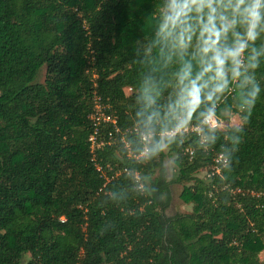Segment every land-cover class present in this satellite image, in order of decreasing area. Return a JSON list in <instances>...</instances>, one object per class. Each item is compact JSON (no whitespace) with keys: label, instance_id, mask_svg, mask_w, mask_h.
Returning <instances> with one entry per match:
<instances>
[{"label":"trees","instance_id":"obj_1","mask_svg":"<svg viewBox=\"0 0 264 264\" xmlns=\"http://www.w3.org/2000/svg\"><path fill=\"white\" fill-rule=\"evenodd\" d=\"M153 8L154 0H0V264H264V93L247 122L232 113L242 143L220 174L199 177L222 139L199 152L189 136L142 166L150 197L106 198L127 184L128 161L113 155L116 143L93 160V97L123 130L133 49ZM167 155L176 156L172 180ZM173 185L191 214L166 215Z\"/></svg>","mask_w":264,"mask_h":264},{"label":"clouds","instance_id":"obj_2","mask_svg":"<svg viewBox=\"0 0 264 264\" xmlns=\"http://www.w3.org/2000/svg\"><path fill=\"white\" fill-rule=\"evenodd\" d=\"M149 23L133 49L130 115L113 147L128 161L127 184L106 193L116 204L150 197L155 189L142 166L189 136L199 152L222 139L228 167L243 127L223 129L217 120L235 112L247 122L264 93V0H154Z\"/></svg>","mask_w":264,"mask_h":264},{"label":"built area","instance_id":"obj_3","mask_svg":"<svg viewBox=\"0 0 264 264\" xmlns=\"http://www.w3.org/2000/svg\"><path fill=\"white\" fill-rule=\"evenodd\" d=\"M110 106L109 104H105L101 98L94 93L93 97V111L90 114V120L92 122V133L90 134L88 138V142L90 144V152L92 153L93 160H96V152L106 145H111L112 143H116L117 139L116 136H119L122 129L119 125V119L109 113ZM225 120L222 118H219L217 120V124H219L221 127L223 126ZM109 127V131L107 133L108 141L105 142L102 137V132L104 129ZM228 127V126H227ZM226 127V128H227ZM186 153H188L191 157L194 155V150L187 149ZM222 163L220 162V155H218L215 160L214 164L211 168L208 170H205L206 176L205 178H210L214 176L215 174H220V169L222 167ZM97 169L99 172H101V167L97 166Z\"/></svg>","mask_w":264,"mask_h":264},{"label":"rangeland","instance_id":"obj_4","mask_svg":"<svg viewBox=\"0 0 264 264\" xmlns=\"http://www.w3.org/2000/svg\"><path fill=\"white\" fill-rule=\"evenodd\" d=\"M46 79V67H43L41 72L39 73V76L37 78V82L43 84ZM126 95H131L132 90L131 89H125ZM229 118V122H224L222 128L226 129L227 126H233L237 124H241V120L239 117L235 114H231L227 116ZM175 155H167L165 164H166V175L168 180H172L177 176L178 168L175 164ZM206 172L202 171L199 175L200 178H205ZM183 192V186L182 185H173L171 187V203L170 207L166 211V215L169 217H173L178 214H191L193 212V205H186L181 200L180 196ZM30 258V255H27L26 259L28 260ZM260 259L264 260V252L260 254Z\"/></svg>","mask_w":264,"mask_h":264}]
</instances>
